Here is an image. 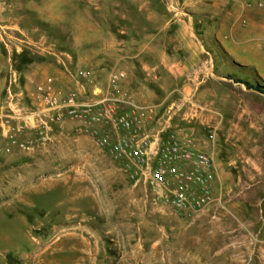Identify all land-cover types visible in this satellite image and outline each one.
<instances>
[{
    "label": "rangeland",
    "instance_id": "obj_1",
    "mask_svg": "<svg viewBox=\"0 0 264 264\" xmlns=\"http://www.w3.org/2000/svg\"><path fill=\"white\" fill-rule=\"evenodd\" d=\"M113 70L146 129L212 155V202L164 201L78 120L27 124L0 150V264H264V1L0 0V117Z\"/></svg>",
    "mask_w": 264,
    "mask_h": 264
},
{
    "label": "built area",
    "instance_id": "obj_2",
    "mask_svg": "<svg viewBox=\"0 0 264 264\" xmlns=\"http://www.w3.org/2000/svg\"><path fill=\"white\" fill-rule=\"evenodd\" d=\"M261 5L264 0H257ZM88 78L89 71H82ZM123 72L109 73L106 88L95 87L94 97L80 101L74 88L63 89L47 75L29 92L36 109L29 115L0 117V150L16 144V133L27 124L46 127L64 119L82 122L100 147L114 158H125L142 181L160 197L184 211L206 208L213 200V158L188 138L162 137L163 129H146L149 110L135 104L120 88ZM19 118V120L17 119Z\"/></svg>",
    "mask_w": 264,
    "mask_h": 264
},
{
    "label": "trees",
    "instance_id": "obj_3",
    "mask_svg": "<svg viewBox=\"0 0 264 264\" xmlns=\"http://www.w3.org/2000/svg\"><path fill=\"white\" fill-rule=\"evenodd\" d=\"M238 81L243 83L247 88H251V89L257 90L259 92L263 91L262 88L257 84L250 83V82L245 81V80H238Z\"/></svg>",
    "mask_w": 264,
    "mask_h": 264
},
{
    "label": "crops",
    "instance_id": "obj_4",
    "mask_svg": "<svg viewBox=\"0 0 264 264\" xmlns=\"http://www.w3.org/2000/svg\"><path fill=\"white\" fill-rule=\"evenodd\" d=\"M211 5H212V4H211ZM196 54H197V53L194 52V53H193V56H195Z\"/></svg>",
    "mask_w": 264,
    "mask_h": 264
}]
</instances>
